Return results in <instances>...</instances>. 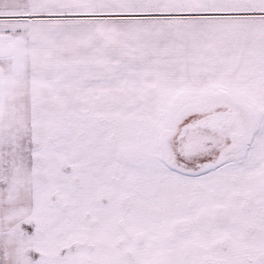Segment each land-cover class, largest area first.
<instances>
[{"label":"snow or ice","instance_id":"snow-or-ice-1","mask_svg":"<svg viewBox=\"0 0 264 264\" xmlns=\"http://www.w3.org/2000/svg\"><path fill=\"white\" fill-rule=\"evenodd\" d=\"M0 264H264V0H0Z\"/></svg>","mask_w":264,"mask_h":264}]
</instances>
